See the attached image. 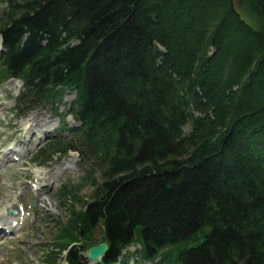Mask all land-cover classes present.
Instances as JSON below:
<instances>
[{"label":"trees","instance_id":"trees-1","mask_svg":"<svg viewBox=\"0 0 264 264\" xmlns=\"http://www.w3.org/2000/svg\"><path fill=\"white\" fill-rule=\"evenodd\" d=\"M1 2L0 83L21 79L26 109L75 93L80 128L33 160L76 149L93 186L83 208L80 184L59 190L47 264L97 236L103 263L139 242L150 264H264L262 26L232 0ZM244 3L264 22V0Z\"/></svg>","mask_w":264,"mask_h":264},{"label":"rangeland","instance_id":"rangeland-1","mask_svg":"<svg viewBox=\"0 0 264 264\" xmlns=\"http://www.w3.org/2000/svg\"><path fill=\"white\" fill-rule=\"evenodd\" d=\"M239 1L240 3L232 0V4H234L243 18L255 28H260L261 26L264 28L263 20L250 10L248 5L244 3L245 0ZM1 8L2 2L0 0ZM21 91L22 85L15 82H7L0 87V144L3 145L12 138H16L23 130L25 124H29L31 127L37 125L36 123L39 124L37 128L27 132L29 135L32 131L37 133L39 130L46 129V133L50 132L47 134L48 136L52 134L64 136L66 133L62 134L63 132L60 131L59 127L68 128L75 125L72 118H63L62 116L74 98L73 93L65 92L61 103L56 104L53 109L34 108L23 114L13 113L11 108L15 105V98ZM47 139L32 142V151L25 155L26 159L23 164H16L10 167L0 166V214H6L9 209H14L12 204L17 201H32V197L24 188V182L27 177L38 174V168L35 164L30 163L29 159L32 153L43 146ZM78 164L73 163L70 171L60 170L62 174L60 184L63 181H66L65 184L73 186L80 184L79 192L75 194L77 196L75 204L78 208H83L93 186L89 180L87 182L81 180L83 173L81 172L82 169H80L81 166ZM33 201H35V206L39 208L37 218L28 230L0 241V264H45L42 261V248L51 247V243L57 233L54 220L57 218L66 220L70 211V201L64 202L65 200L63 201L56 196L55 187L48 192L38 193ZM98 240H100V236L94 238L93 241L96 242ZM133 249L131 248V250ZM135 260H132L131 263Z\"/></svg>","mask_w":264,"mask_h":264},{"label":"water","instance_id":"water-1","mask_svg":"<svg viewBox=\"0 0 264 264\" xmlns=\"http://www.w3.org/2000/svg\"><path fill=\"white\" fill-rule=\"evenodd\" d=\"M108 246L104 242H99L97 245L88 249V255L91 259H95L99 255L106 253Z\"/></svg>","mask_w":264,"mask_h":264},{"label":"bare ground","instance_id":"bare-ground-1","mask_svg":"<svg viewBox=\"0 0 264 264\" xmlns=\"http://www.w3.org/2000/svg\"><path fill=\"white\" fill-rule=\"evenodd\" d=\"M36 124L39 126V124H38V123H36ZM41 173H43V174H44V171H41ZM46 174H47V173H46ZM0 223H3L1 218H0Z\"/></svg>","mask_w":264,"mask_h":264}]
</instances>
